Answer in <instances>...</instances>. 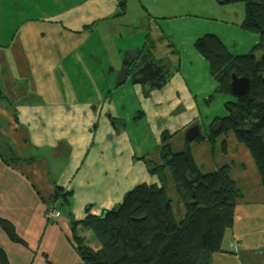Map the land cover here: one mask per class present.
<instances>
[{"label": "crops", "instance_id": "1", "mask_svg": "<svg viewBox=\"0 0 264 264\" xmlns=\"http://www.w3.org/2000/svg\"><path fill=\"white\" fill-rule=\"evenodd\" d=\"M8 4L20 7L22 3L10 0ZM63 6L62 15L55 20L32 17L9 26L8 45L2 42L0 15V72L9 71L10 64L16 74L13 83L5 81V88L0 84L6 96L0 102V220L11 222L26 243L13 242L0 225V247L10 264H80L72 239V219L81 222L88 213L102 215L120 204L135 186L161 185L145 161H152L151 153L137 156L141 149L134 148L129 127L114 113L113 102L102 104L90 94L88 99H80L83 89L79 87L85 88L86 82L81 81L82 64L75 62L74 53L84 44L81 40L85 35L73 36L71 29L98 26L109 13L115 14L116 0H90L89 5L83 2L77 6L63 0ZM122 9L126 11V7ZM69 68L77 70L79 82L70 91L77 98L66 106L62 97L68 86L59 78L62 80L66 71L71 74ZM172 71L162 90L144 96L139 87L134 89L139 102L134 109L135 125L148 124L156 141L152 162L161 160L164 133L173 136L171 145L178 140L185 147L183 132L197 124L195 105L182 93L183 86L175 82L178 72ZM101 74L105 77L106 73ZM115 86L112 80L109 88ZM216 143L213 146L207 140L194 141L188 147L203 173L224 165L233 169L240 162L241 149L246 151L234 142L224 152L222 140ZM202 153L211 156L214 169L201 168L196 157ZM219 153L218 163L214 156ZM250 159L252 172L243 170V185L232 175L242 198L235 208L234 226L226 231L222 248L212 255L210 264H264V185ZM221 161L226 164L220 165ZM170 184L174 197L173 181ZM58 188L72 192L70 203L53 200ZM54 205L61 216L48 219L47 209ZM83 229L78 225L77 233L89 241L93 239ZM90 245L99 247L97 240Z\"/></svg>", "mask_w": 264, "mask_h": 264}, {"label": "trees", "instance_id": "2", "mask_svg": "<svg viewBox=\"0 0 264 264\" xmlns=\"http://www.w3.org/2000/svg\"><path fill=\"white\" fill-rule=\"evenodd\" d=\"M217 1L243 2L244 28L259 34L261 42L241 56L229 52L218 38L204 37L196 42L209 74L217 81L216 93L231 95L232 99L225 103V114L210 123L207 135L202 133L195 142L207 140L213 145L222 140L225 152L230 144L229 135L234 133L236 145L250 154L264 185V0ZM233 73L251 79V91L246 96L232 94ZM5 99L0 86V102ZM217 120H222V128L215 134L211 126ZM172 138L169 133L163 134L160 162L145 160L149 172L159 177L161 185L141 184L102 215L88 213L81 222L72 219V239L80 264H210L212 255L221 250L226 231L234 226L235 208L242 198L231 166L203 173L190 150L173 151ZM166 170L174 183V197L168 194ZM71 195L72 192L58 188L53 200L62 199L61 204H68ZM0 225L13 242L26 245L11 222L0 220ZM78 225L94 233L98 248L77 233ZM0 264H10L1 247Z\"/></svg>", "mask_w": 264, "mask_h": 264}, {"label": "rangeland", "instance_id": "3", "mask_svg": "<svg viewBox=\"0 0 264 264\" xmlns=\"http://www.w3.org/2000/svg\"><path fill=\"white\" fill-rule=\"evenodd\" d=\"M8 1L10 0H0L3 45H8L10 40L9 26L17 25L20 21L25 22L32 17L55 20L64 10L63 0H12L14 3H22L20 7H10ZM65 2L77 6L83 2L89 5L90 0ZM19 8L24 10L23 13ZM116 9L115 14L111 16L109 13L93 32L81 33L85 35L81 40L84 44L78 46L74 53L75 62L82 64L80 67L84 79L81 81L86 82L85 88L79 87L83 89L80 99H88L90 94L94 101L102 104L107 101L113 102L112 106L116 110L114 113H118L129 127L128 134L134 148L141 149L136 152L137 156L150 152L149 159L153 161L157 146L147 128L148 124L135 125L134 122L136 116L134 109L139 106V102L135 97L132 82L128 81V84L120 87L115 86L117 88H109L112 80L116 81V72H120L123 67L126 53L146 48L157 59L169 63L171 70L178 72L175 82L183 86L182 93L195 105V123L200 126L202 133H207L213 119L225 114V103L231 100L232 96L216 93L217 81L209 74L206 61L195 46L196 42L204 37L211 40L218 38L229 52L241 56L249 54L261 42V37L244 28L246 9L245 4L240 1L220 4L217 0H127L126 11L121 7ZM71 30L73 36H79L78 30ZM82 51L84 53H81ZM13 70V66L9 64V71L2 72V69L0 72V84L3 88L5 81L10 79L13 83L15 80L16 74ZM69 70L71 74L66 71V76L62 80L59 78L62 84L68 86L62 97L66 106H71L70 101L77 98L70 95L72 94L70 91L72 85L79 82L77 70L70 68ZM101 72L106 73L105 77ZM234 142L236 143L235 135L230 133L229 143L232 147ZM213 145L218 143L214 142ZM172 146L175 153L184 152L186 147L178 140H173ZM245 152L241 149L238 158L240 162L232 169L234 179L242 185L244 172H252L251 156L248 157L246 154L249 153ZM219 156L220 153L214 156L218 163ZM196 159L204 171L214 169L210 155L202 153ZM224 164L226 162L221 161L220 165ZM165 175L170 187L168 194L171 196L172 178L169 170H166ZM83 233L93 238L88 240L90 244L97 240L90 229L84 228Z\"/></svg>", "mask_w": 264, "mask_h": 264}, {"label": "flooded vegetation", "instance_id": "4", "mask_svg": "<svg viewBox=\"0 0 264 264\" xmlns=\"http://www.w3.org/2000/svg\"><path fill=\"white\" fill-rule=\"evenodd\" d=\"M125 3L127 6V0H122L120 2H117L118 7L120 4ZM96 27H91V26H83V30L79 31L81 35V33H86L87 31H91L93 32L95 30ZM126 61L127 64L125 67H127L129 65V72H128V76H127V81L124 85L128 84V81L132 82V79L134 81H145V82H141L140 84H132L133 87L135 89H138V87L140 88L141 94H143L144 96H148L150 94V92L156 90L157 88H153L151 87V85L157 84V78H161L160 79V83L163 84L162 87L158 90H162L163 88H165L166 83H168L169 81V72L171 71V67L169 66V63H167L165 60L163 59H157L150 50L144 48L140 51H131L130 53L127 54L126 56ZM151 62L156 63L159 67H162V71H159V68L156 66H150L147 67L143 74L139 73V71L144 68V65H151ZM114 71V70H113ZM118 71L116 72V75H118ZM157 73H159L157 75ZM115 80H117V76L115 77ZM145 83V84H144ZM116 84V81H115ZM117 85V84H116ZM125 87V86H124ZM220 121V120H217ZM212 129V126H211ZM208 133V132H207ZM187 150V149H186Z\"/></svg>", "mask_w": 264, "mask_h": 264}, {"label": "water", "instance_id": "5", "mask_svg": "<svg viewBox=\"0 0 264 264\" xmlns=\"http://www.w3.org/2000/svg\"><path fill=\"white\" fill-rule=\"evenodd\" d=\"M130 52L131 51L127 52L126 56ZM126 56H125V62L123 64V67L117 75L116 84L118 87L124 85L127 81V76H128V72H129V65L127 67H125L127 64ZM150 66L158 67L159 71H162V69H163L162 67H159L156 63L151 62V65H147V64L144 65V68H142L139 71V73L143 74L144 70ZM158 74L159 73H157V75ZM160 79L161 78H157V84L151 85V87H153V88L155 87L157 89H160L163 85L160 83ZM141 82H145V81H141V80L134 81L132 79V84H140ZM251 85H252L251 79L244 77V76H238V74H236V73L232 74L230 88H231V92L234 96H236V97L246 96L251 91ZM221 128H222V120L217 121L215 124H213L212 129H211L212 133H215V134L219 133ZM201 135H202V132H201V128L199 125L196 124V125L192 126L191 128H189L184 134L186 149H188L190 144H192Z\"/></svg>", "mask_w": 264, "mask_h": 264}, {"label": "built area", "instance_id": "6", "mask_svg": "<svg viewBox=\"0 0 264 264\" xmlns=\"http://www.w3.org/2000/svg\"><path fill=\"white\" fill-rule=\"evenodd\" d=\"M122 0H116V2H120ZM47 217L48 219H57L61 216V212L55 207V206H50L47 209Z\"/></svg>", "mask_w": 264, "mask_h": 264}]
</instances>
